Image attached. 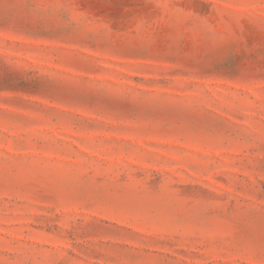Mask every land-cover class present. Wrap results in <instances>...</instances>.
Returning a JSON list of instances; mask_svg holds the SVG:
<instances>
[{"label": "rangeland", "instance_id": "obj_1", "mask_svg": "<svg viewBox=\"0 0 264 264\" xmlns=\"http://www.w3.org/2000/svg\"><path fill=\"white\" fill-rule=\"evenodd\" d=\"M0 264H264V0H0Z\"/></svg>", "mask_w": 264, "mask_h": 264}]
</instances>
